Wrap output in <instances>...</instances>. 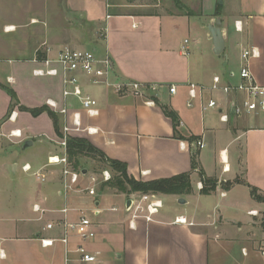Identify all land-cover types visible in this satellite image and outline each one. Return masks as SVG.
I'll list each match as a JSON object with an SVG mask.
<instances>
[{"label":"crops","instance_id":"crops-1","mask_svg":"<svg viewBox=\"0 0 264 264\" xmlns=\"http://www.w3.org/2000/svg\"><path fill=\"white\" fill-rule=\"evenodd\" d=\"M142 4L137 0H0V177L8 178L7 165L14 175L21 173L11 186L13 191L1 193L5 184L0 183V264H32L29 249L45 251L50 264H79L74 251L81 245L103 264H264V201L252 195L255 188L264 197V122L259 120L264 121V115L237 116L233 97L221 94L213 96L219 102L215 110L202 113V101L187 106L190 83L209 87L216 75L236 83L233 75L242 65L244 49H256L258 55L250 65L258 82L264 83V0H185L183 7L174 1V9L162 13H145L141 9L149 4ZM219 6L225 39L221 56L214 53L209 31ZM71 21L81 29L71 26ZM86 29L103 33L83 45L80 36ZM88 46L99 58H111L112 82L160 85L159 104L118 95L79 73L80 86L97 100L99 115L89 117L72 97L68 115H63L66 101L60 67H49L59 71L56 76H39L35 71L47 70L42 59L56 60L65 47ZM171 85L178 87L176 94L169 93ZM3 86L16 93L23 107L47 106L58 117L60 134L47 113L34 117L15 107L3 121L12 100ZM211 97L208 93L205 99ZM49 100L57 109L47 105ZM163 106L178 115L177 129ZM77 112L82 129L71 132V137L86 138L110 159L127 164L128 174L138 181L190 173L193 192L184 197L160 194L164 207L154 221L132 222L127 203L138 194L100 184L97 195L90 196L85 189L93 173L86 164L82 171L87 174L77 186L80 191H66L63 165H50L49 159L64 156L63 130L72 126ZM222 115L228 116L227 122ZM89 127L97 132L89 135L85 131ZM15 131L21 136L13 135ZM193 137L205 148H196ZM193 155L205 175L218 181L209 195L201 193L200 171L192 170ZM25 166L30 170L25 171ZM36 173H45L46 181L38 180ZM237 179L239 184L226 188ZM8 192L14 200L11 194L4 198ZM18 196L23 197L22 205ZM180 199L185 203L180 204ZM166 201L178 206L165 210ZM35 205L42 212L35 211ZM83 214L97 227L93 240L82 242L71 234L68 246L58 241L43 247L41 239L64 237L60 224L65 218L75 222ZM177 218H185L188 224L177 223ZM48 224L53 228L47 229Z\"/></svg>","mask_w":264,"mask_h":264},{"label":"built area","instance_id":"built-area-1","mask_svg":"<svg viewBox=\"0 0 264 264\" xmlns=\"http://www.w3.org/2000/svg\"><path fill=\"white\" fill-rule=\"evenodd\" d=\"M236 28L239 27V22L236 23ZM188 40L185 41V46L182 47L183 54H188L186 45ZM258 53L256 49H244L241 52L242 65L237 73V76L233 75L234 78H238L236 83L225 81L220 75L213 77L212 84L209 87L190 83L188 84L189 89V100L187 103L188 108H193L196 101H202L201 110L202 113H206L211 110H215L219 107V102L213 96L221 94L225 96H232L234 100V114L237 116L242 115H264V83L258 82L255 78L251 69L250 61L256 57ZM44 65L48 68L47 70H37L36 75H58L57 69H50L52 64H57L60 67L62 76L64 91L63 96L66 101V106L61 110V113L67 117L68 115V102L70 98H75L79 101L83 110L89 117H95L99 115L98 102L92 96L83 92L78 74L83 73L91 78V82L94 85L105 86L118 95H131L135 98H142L149 105H154L155 100L158 98L160 85L158 84H144L139 82H112L111 75L113 73V62L109 56L99 58L96 52L88 49H73L65 47L62 49L56 60L44 59L42 60ZM233 77L229 76L230 79ZM170 94H176L178 87L171 85L168 87ZM211 94L212 97L205 99L207 94ZM234 97L236 99H234ZM238 100V102H237ZM51 108L57 109V104L51 100L47 102ZM13 117V116H12ZM221 120L223 122L228 121L227 115H222ZM82 122L81 114L74 113L72 116V126L66 125L63 130V138L60 142L61 148L64 150V156H54L49 159L50 165H63V181L64 189L66 191H80L77 186L80 184L82 179L81 172L70 169L69 160L67 157V141L70 133L73 131H81ZM85 131L91 135L97 132L95 128H86ZM21 136L20 131H15L12 134ZM195 147L199 149L205 148V144L202 141H197ZM227 167H224L226 170ZM25 171H29L30 167L25 166ZM35 176L41 182L46 181L45 173H36ZM90 186L85 190L90 196L97 195V186L102 183L109 182L113 179V174L109 169H104L97 176L92 174L89 176ZM202 188V184H199ZM164 207V201L160 194H138L137 198L132 200L130 207L131 221L142 219L146 222H153L155 216H157ZM34 210L42 212L39 205L34 206ZM116 210V209H113ZM63 213L67 214L68 209L63 210ZM177 223L188 224L185 218H177ZM63 228L64 237L58 239H41L43 247H52L56 242L60 241L65 246L69 244V237L71 234L75 235L82 242L93 240L97 235L96 225L88 218L87 215L83 214L78 221L70 222L65 218L61 222ZM192 225V224H189ZM53 225L48 224L47 229H52ZM70 251L67 249V253ZM75 254L79 257V264H103L96 255L91 254L87 249L81 245L75 249ZM264 255V253H263ZM70 261L67 259V263Z\"/></svg>","mask_w":264,"mask_h":264},{"label":"trees","instance_id":"trees-1","mask_svg":"<svg viewBox=\"0 0 264 264\" xmlns=\"http://www.w3.org/2000/svg\"><path fill=\"white\" fill-rule=\"evenodd\" d=\"M175 4L178 7H183V4L180 0H174ZM221 7L217 9L216 16H221ZM42 57V56H41ZM40 56L39 59H42ZM43 60V59H42ZM8 94L11 96V106L7 113V116L3 121L8 119L15 107H19L20 111L29 112L34 117L41 115L42 113H47L49 117L53 120L55 130L57 134H60L59 120L57 115L52 112L47 106H43L37 109H28L19 104L16 93L3 86ZM156 104H159L158 100H155ZM163 110L166 115L172 119L175 129L180 126V120L178 115L170 110L168 107L163 106ZM192 140L197 141V137H193ZM67 157L69 160V165L72 167V170L81 172L85 167V162L83 159L91 158L102 163L105 169H109L113 174V179L109 182L102 183L103 187H109L118 190L119 192L126 194H150L156 193L161 195H175L184 197L190 195L193 192V186L191 182V174L184 173L168 179H160L154 181H138L135 178L131 177L128 174L127 164L110 159L105 155L101 150L96 148L88 139L81 137H68L67 141ZM192 170H199V175L203 183V189L201 193L203 195H209L217 188L218 181L213 178H208L204 171L200 169V163L196 155H193L192 158ZM241 180L237 179L233 182H228L225 186L226 188L232 187L236 184H239ZM252 195L256 200L264 201V197L258 195V191L255 188H252Z\"/></svg>","mask_w":264,"mask_h":264},{"label":"rangeland","instance_id":"rangeland-1","mask_svg":"<svg viewBox=\"0 0 264 264\" xmlns=\"http://www.w3.org/2000/svg\"><path fill=\"white\" fill-rule=\"evenodd\" d=\"M155 1H156V3H154L153 0H137V2L143 3L142 5L149 4V8L141 9L145 13H148L149 11H151V12L156 11V12L162 13V12H168V11L174 9V6H175L174 0H161V2H158V0H155ZM180 1L185 2V0H180ZM71 23H72L71 26H74L75 29H78V28L81 29L80 24H77L76 22H72V21H71ZM101 34L99 32H94V34L92 32L89 33V30L86 29L85 35L80 36L81 43H83V45H89L93 41L98 40L101 37ZM86 38H88V41H86ZM90 47L91 46H88V48H84V49H90ZM40 51L42 52V49ZM259 120L261 123L264 122L262 118H260ZM83 161L86 162L85 164L90 168L91 173H93L97 176L102 170H104V165L102 163L96 161V160L85 158V159H83ZM7 171H8V174H7L8 178H4V180H3L0 177V183L5 184L2 186L3 189L0 188L2 190L1 193H3V190H7V189L9 191H13V187H11V186H13L14 184L16 185V181L18 180V178L21 175L20 172L14 175L12 173V167H10V165H7ZM10 194L13 196V200H14L15 196L12 192H8L7 196L5 194H3V196H4V198L9 199ZM18 197H19V201H21V205H22L23 204V202H22L23 197L22 196H18ZM167 200H170V199L168 198ZM171 203H173V202H171V201L165 202V207H166L165 210H173V209H171V207L169 208V206H172V207L178 206L176 204L174 206ZM179 207H183V206L179 205ZM191 208H193V207H191ZM29 250L26 252L29 253L28 256L31 257L32 264H38V262L40 264H50L51 263L50 262V256L45 251H43L41 249H39V250L38 249H36V250L35 249H29ZM31 253H32V256H31Z\"/></svg>","mask_w":264,"mask_h":264},{"label":"water","instance_id":"water-1","mask_svg":"<svg viewBox=\"0 0 264 264\" xmlns=\"http://www.w3.org/2000/svg\"><path fill=\"white\" fill-rule=\"evenodd\" d=\"M222 26H223L222 17L219 16L216 19L215 24L213 26H210L209 28L210 34L213 39L214 53L218 56H221L225 50V39L223 37ZM81 174L83 176V175H86L87 172L82 171ZM179 203L184 204L185 201L183 199H180ZM131 205H132V201L130 200L127 203V207L130 208Z\"/></svg>","mask_w":264,"mask_h":264}]
</instances>
